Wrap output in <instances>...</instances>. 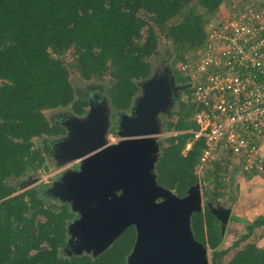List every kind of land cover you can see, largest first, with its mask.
Returning <instances> with one entry per match:
<instances>
[{"label": "trees", "instance_id": "1", "mask_svg": "<svg viewBox=\"0 0 264 264\" xmlns=\"http://www.w3.org/2000/svg\"><path fill=\"white\" fill-rule=\"evenodd\" d=\"M193 2L203 12L196 11ZM223 2L0 0V264H126L136 239L134 225L96 255L63 256L60 250L67 243V224L76 216L69 203L45 202L35 187L14 193L16 187L8 179L21 178L43 164L40 149L33 147L34 137L65 133L63 126L48 121L44 109L70 106L75 114L85 112L87 101L75 97L61 54L72 50L76 70L84 79L108 74L109 103L113 110L123 112L139 91L136 81L152 72L147 58L157 50L153 26L170 41L175 60H184L203 44L205 24ZM257 2L264 6L258 0L248 4ZM177 16L180 20L169 22ZM172 72L176 82H184L175 63ZM177 101L178 117L165 127L184 132L170 134L160 143L154 172L157 184L180 197L199 180L195 167L204 141H192L193 134L187 131L197 128L191 119L192 107L180 96ZM189 141L192 144L185 150ZM204 179L215 182L217 177L207 174ZM219 196L218 191L205 194L203 209L190 217L194 239L210 248L211 264H223L222 257L230 249L250 238L255 227L264 226V216L258 215L224 246L220 222L206 205L207 201L221 205ZM226 264H264V247L246 242Z\"/></svg>", "mask_w": 264, "mask_h": 264}, {"label": "water", "instance_id": "2", "mask_svg": "<svg viewBox=\"0 0 264 264\" xmlns=\"http://www.w3.org/2000/svg\"><path fill=\"white\" fill-rule=\"evenodd\" d=\"M169 77V86L177 97L185 85L175 84L173 76ZM152 79L144 83L145 93L152 91L150 87H157ZM141 99L134 100L129 115L121 114L118 134L123 139L115 144L105 145L107 122L104 117L94 132L96 137L88 138L92 109L87 120L72 118V128L67 125L70 124L69 120L72 122L71 119L66 121L68 140L64 143V150L70 145L73 146L72 152L63 154L58 150L54 156L61 162L85 157V167L89 171L73 179L76 182L79 179L88 181L94 189L90 198L103 199L97 212L83 215L68 227L67 233L74 238V254L87 252L96 255L108 247L127 226L134 225L136 239L126 264H208L206 247L194 239L190 226L191 214L201 210L199 183L189 186L185 195L179 197L170 194L169 189L156 182L154 163L159 151L155 155L150 136L157 130L156 114L165 107V96H160L157 103L154 100L156 98L148 103L147 95ZM95 112L99 117L103 108L95 109ZM81 134L87 138L85 141ZM69 179L68 176L63 179L69 190L66 191L68 194L61 195L66 200L63 202L71 200L80 211L86 207L83 205L86 203L80 202L82 197L78 199L81 190L77 184L73 188L68 187ZM158 197L162 200L156 201ZM206 205L220 222L223 233L230 209L209 201Z\"/></svg>", "mask_w": 264, "mask_h": 264}, {"label": "built area", "instance_id": "3", "mask_svg": "<svg viewBox=\"0 0 264 264\" xmlns=\"http://www.w3.org/2000/svg\"><path fill=\"white\" fill-rule=\"evenodd\" d=\"M204 29L203 44L175 63L197 125L187 131L204 141L195 170L218 162L264 173V6L244 5Z\"/></svg>", "mask_w": 264, "mask_h": 264}, {"label": "rangeland", "instance_id": "4", "mask_svg": "<svg viewBox=\"0 0 264 264\" xmlns=\"http://www.w3.org/2000/svg\"><path fill=\"white\" fill-rule=\"evenodd\" d=\"M250 1L252 0H224V2L220 4L215 14L209 17L208 22L218 21L221 18L231 14L234 10L241 8L244 5H248ZM258 1H262V3L264 4V0H258ZM191 5L194 6L196 11L203 12V9L197 3L193 2L191 3ZM180 18H181L180 16H177L175 18H172L169 22H177L178 20H180ZM153 28L157 33V47H156L157 50L155 53H153L147 58L152 66V72L147 78L139 79L136 81L137 84L139 85V91L134 96L132 104H134V100L136 98L140 99L141 101L142 100L141 98H143L145 95H147L148 103H150L151 100H153V98H156L154 100L155 103H157L156 100L160 96L161 98L165 96L166 99L165 107H162L161 110H159L156 114L157 130L150 136L153 140V146L156 155L159 151V145L161 142H164L165 137L177 131L174 128L167 129L165 127V123L167 121L174 122L177 119L178 114L176 113V111L178 109V101L177 98L176 99L172 98V97H176V95L174 92H172L171 86H169L170 85L169 75L173 76L172 73L173 66L174 63L177 62V60H175L176 53L170 41L167 40L165 37H163L158 32L155 26H153ZM146 29L147 26L143 27L142 29L143 36H145L146 34ZM74 57L75 55L71 49H68L63 54L60 55V58L62 59L68 71V79L74 89L75 97L87 101V104L85 106V112L81 115L75 114L70 106L44 109L43 112L47 117L48 121L51 124H58L60 126H63L66 130L65 133L54 136L43 135L40 137H34L33 147L40 149L41 154L44 157L43 164L40 167H38L35 171H30L27 175L21 178L8 179V182L16 187L14 193H18L28 187H35L38 190L39 196H41L45 200V202L59 204L63 201H66L63 200L61 195L68 194L66 193V191L69 192L66 183L63 182V179L66 176H68V178H71L69 179L71 181L68 184V187L73 188L75 187L76 184L79 186V190L81 191L78 196V199L80 200L82 197L80 202H85L86 205L85 204L83 205L86 207L81 208V210L79 211L76 207H74L71 200L67 201L73 212L76 214L75 218L68 221L67 224L68 231H69L68 227H70L71 223L80 219L83 215L92 212L94 213L97 212L100 209V206H102L103 199L99 197H97V199L95 198L91 199L90 197L93 195V190H94L93 186L88 184V181H83V180L81 181V179H79L77 180V182L79 183H77L75 181L76 179H73L74 176L78 175L79 177L81 175H86L85 173L89 171L85 167L86 165V161H84L85 157L78 159L75 158L66 159L65 161L61 162L58 158L54 156L55 151L58 153V150L61 151L63 154H68L69 152H72L73 146L67 144L66 145L68 149L64 150L65 148L64 143L65 141L68 140L67 137L68 128L67 126H65V124H67L66 121L71 119L72 122H70L69 120L68 123L70 124L67 125L72 126L74 124L72 118L74 117L80 118L81 120L83 119L87 120L88 118H90L89 111L90 109H92L93 113L91 115L93 118L91 120V129L90 132H88V138L96 137V133L94 134V132L99 127V124L102 123V119L104 117L105 121L107 122L106 130L104 133L105 145H108V144L118 143L121 139H123V136L118 134V131L120 129L119 126L120 116L122 113L129 115L131 112L130 108L123 112L115 111L112 109L107 95V88L111 84V79L108 74H105L102 77H92L90 79H84L80 76V74L76 70ZM151 77H153L152 82L157 87L153 85L154 87H150L152 91L149 93H145L143 87H145L146 80H149ZM178 95L180 97L182 96L181 91L178 92ZM99 108H103V112L99 114L98 117L97 113L95 112V109H99ZM149 121L151 123V120ZM81 137L84 141L87 139L85 138L84 135H82ZM83 142L80 144V147H82ZM74 163L77 164L78 166L73 167L72 165H74ZM218 166H220V169H218L217 172H215ZM221 166L222 165L220 164L219 165L210 164L205 168L195 170L199 178L198 183L200 186L202 209L204 205V195L210 194L213 191L216 192L218 191L222 193V196L218 197V200L220 202H222L224 205L225 204L227 205L228 203L227 190H229V187L231 185L229 179L230 178L229 170L227 169L228 168L227 166H223V169H221ZM207 174L212 175V178L213 176H216L217 177L216 181L214 182L213 179L205 180L204 176ZM60 183L62 185H60ZM170 194H175V193L173 190H170ZM160 200H162L161 197H158L156 199V201H160ZM239 227L240 230L231 229L230 232L227 231L225 232L224 242H223L224 246H227L230 243L231 239L236 238L240 233L244 232V229H241V225H239ZM263 234H264L263 228L256 229L255 233L252 236H250V238H248L246 241H242L237 247L230 249L228 253H226L222 257V263L226 264V262L231 258L233 253L238 248L243 246L246 242L259 243V240L261 239V236ZM73 243H74V238L71 237L70 234H68L67 243L60 250L61 255L66 256V255H70L71 253L74 254L75 249ZM206 254H207L208 264H211L210 263L211 252L208 246H206Z\"/></svg>", "mask_w": 264, "mask_h": 264}, {"label": "crops", "instance_id": "5", "mask_svg": "<svg viewBox=\"0 0 264 264\" xmlns=\"http://www.w3.org/2000/svg\"><path fill=\"white\" fill-rule=\"evenodd\" d=\"M259 152L264 161V138L259 143ZM224 166L228 167L231 185L227 190V205L221 204L230 209L223 237L226 231L240 230L239 225H241V229H244L246 221H251L258 215L264 216V173L246 172L241 170L238 165L229 163ZM233 216L238 217L239 220L234 219ZM258 228L264 230V226L255 227L252 235ZM255 244L264 247V234L259 243Z\"/></svg>", "mask_w": 264, "mask_h": 264}, {"label": "flooded vegetation", "instance_id": "6", "mask_svg": "<svg viewBox=\"0 0 264 264\" xmlns=\"http://www.w3.org/2000/svg\"><path fill=\"white\" fill-rule=\"evenodd\" d=\"M172 73H173V72H172ZM173 79H174V83H175V84H182V83L176 82V80H175V75H174V74H173ZM180 91H182V90H180ZM178 96H179V95L177 94V97H178ZM177 97H172V98H173V99H174V98L176 99ZM72 166H73V167H76V166H78V165L74 163V165H72Z\"/></svg>", "mask_w": 264, "mask_h": 264}]
</instances>
